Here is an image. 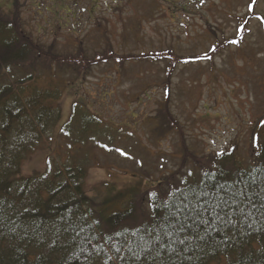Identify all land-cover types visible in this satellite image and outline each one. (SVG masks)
<instances>
[{"label": "rangeland", "instance_id": "1", "mask_svg": "<svg viewBox=\"0 0 264 264\" xmlns=\"http://www.w3.org/2000/svg\"><path fill=\"white\" fill-rule=\"evenodd\" d=\"M55 1L0 0V31L13 30L9 15L16 9L17 41L42 50L37 53L38 66L31 63L26 69L39 67L44 76L49 70L67 85L58 103L63 113L53 146L49 143L34 151L24 161L20 177L43 175L49 157L60 161L58 150L49 155L78 100L108 123L129 130L138 142L119 146L129 148L128 156L124 150L95 151L99 164H89L85 182L95 203L139 182L143 189H151L171 176L198 170L200 160L234 149L236 159L249 165L251 139L264 141V127L257 124L264 126V0L249 23L250 0ZM150 13L154 17L146 18ZM238 26L250 34L244 43L248 50L241 57L233 55L237 49L233 46L210 63L185 60L168 73L163 64L131 63L117 73L108 69L107 60L113 55L170 52L181 59L204 55L212 44L234 40ZM58 53L60 59L67 53L76 60L86 54L87 65L84 58L77 61L79 65L45 61ZM165 105L173 118L167 133L156 122Z\"/></svg>", "mask_w": 264, "mask_h": 264}, {"label": "trees", "instance_id": "2", "mask_svg": "<svg viewBox=\"0 0 264 264\" xmlns=\"http://www.w3.org/2000/svg\"><path fill=\"white\" fill-rule=\"evenodd\" d=\"M259 2L250 0L248 23ZM15 10L9 15L15 29L0 31V264H154V257L155 264H264V216L247 208L246 202L241 207L253 211L251 216H235V226L219 224L207 240L194 241L192 250L179 256L165 251L157 256L151 243H146L155 241L157 235L164 239V217L169 210L175 211L172 205L184 196L195 200L199 195L203 201L210 198L203 193L218 192L222 184L239 189L264 185V141L260 144L251 139L249 165L236 159L235 149L218 153L200 160L201 168H193L194 172L171 176L148 190L142 182L132 184L98 204L85 189L89 164H99L95 151L120 154L124 150L128 156L129 148L119 146L137 140L129 130L108 123L78 100L49 155L58 150L60 161L49 157L43 175L20 177L24 161L42 145L53 143L63 113L58 103L67 85L59 83L61 78L49 70L44 76L39 67L26 69L31 63L38 66L41 49L17 41ZM150 15L146 18L154 17ZM243 26L237 27L235 41L231 37L216 42L204 55L186 59L165 51L138 57L113 55L107 60L108 69L117 73L131 63L163 64L168 73L185 60L210 63L233 46H237L233 55L241 57L248 50L244 43L250 35ZM59 55L45 61L79 65L77 61L84 58L82 63L88 62L86 54H79L78 60L71 54L66 53L64 59ZM169 78L165 88H169ZM167 107L162 106L163 113L156 118L158 128L166 133L173 123Z\"/></svg>", "mask_w": 264, "mask_h": 264}, {"label": "snow or ice", "instance_id": "3", "mask_svg": "<svg viewBox=\"0 0 264 264\" xmlns=\"http://www.w3.org/2000/svg\"><path fill=\"white\" fill-rule=\"evenodd\" d=\"M218 187V192L203 193L205 197H210L203 201L199 195L195 200L184 196L172 205L175 211L167 212L162 225L164 239L157 235L155 241L146 242L151 243L157 256L161 251L178 256L184 251H191L194 241L207 240L219 224L235 226V216H251L253 211L264 216V185H246L244 189L236 188L234 184ZM245 202L247 208L253 211L241 207ZM153 259L155 264V257Z\"/></svg>", "mask_w": 264, "mask_h": 264}]
</instances>
